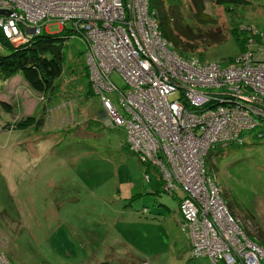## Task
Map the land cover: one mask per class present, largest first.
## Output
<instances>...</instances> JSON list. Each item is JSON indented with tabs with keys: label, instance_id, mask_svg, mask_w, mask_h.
<instances>
[{
	"label": "rangeland",
	"instance_id": "374dc122",
	"mask_svg": "<svg viewBox=\"0 0 264 264\" xmlns=\"http://www.w3.org/2000/svg\"><path fill=\"white\" fill-rule=\"evenodd\" d=\"M163 3L175 35L197 42L189 53L225 64L223 71H207L215 77L199 87L214 97L219 92L236 97L244 72L226 63L243 53L242 38L244 49L264 62V0L231 4L203 0L201 15L208 20L204 22L197 18L192 0ZM147 12L151 14L148 5ZM33 26L23 28L29 32L24 43L36 35ZM46 28L61 34L62 70L51 88L38 94L20 77L0 76V93L13 96L12 110L0 104V253L10 264H213L207 256L190 252L179 191L164 187L165 191L159 167L140 161L128 145L124 127L107 123L104 113L109 105L102 96L117 103L116 88L98 72L91 79L103 83L100 92L88 80L81 31L60 28L52 21ZM210 34L223 38L202 40ZM22 40L12 45L19 47ZM7 50L0 43V52ZM260 73L264 78V70ZM111 77L124 86L119 72ZM104 86L111 88L108 94ZM248 105L240 108L241 113L245 118L257 113V129L248 127L252 121L248 118L244 126L233 128V137H226L231 127L213 132V125L209 136L216 143L204 155V165L227 209L259 242L264 236V105ZM24 114L34 115L35 121L22 128L4 126ZM29 169L33 170L27 176ZM14 180L19 183L15 190Z\"/></svg>",
	"mask_w": 264,
	"mask_h": 264
},
{
	"label": "built area",
	"instance_id": "2783aa9c",
	"mask_svg": "<svg viewBox=\"0 0 264 264\" xmlns=\"http://www.w3.org/2000/svg\"><path fill=\"white\" fill-rule=\"evenodd\" d=\"M147 5V0H0V7L7 10L0 12V29L11 43L20 38L24 43L29 32L23 28L30 24L36 34L42 26L47 30L48 21L80 30L95 90L103 88L99 78L116 88L117 103L105 93L102 96L109 105L108 110L104 107L107 123L124 127L130 149L142 162L159 167L166 180L163 189L180 193L191 254L207 256L213 264H264V245L251 239L227 209L204 165V155L216 143L209 136L213 125V132L231 127L226 137H233V128L244 126L248 118L252 119L248 127L258 122L257 113L245 118L240 108L249 107L248 103L264 105L260 73L264 62L252 59L250 51L229 60L226 64L244 72L236 86L238 95L232 98L231 92H219L214 97L199 86L215 77L207 71H223L225 64L190 60L173 48L170 51ZM29 9L35 11L28 13ZM114 71L123 76V87L111 78ZM96 72L99 78L94 82ZM104 89L111 91L109 86ZM170 90L173 94L167 95Z\"/></svg>",
	"mask_w": 264,
	"mask_h": 264
},
{
	"label": "trees",
	"instance_id": "16d2710c",
	"mask_svg": "<svg viewBox=\"0 0 264 264\" xmlns=\"http://www.w3.org/2000/svg\"><path fill=\"white\" fill-rule=\"evenodd\" d=\"M148 6L151 7L153 11V16L155 21L157 22V26L162 36L168 40L171 47L176 50V52L187 55L190 60L203 59L199 57L197 54H191L188 50L193 49V47H197V42L193 44L192 40L186 38L182 39L179 35L178 37L175 35L173 30L169 25L168 18H165L163 13L164 5L163 0H147ZM170 1V0H168ZM175 1V0H171ZM218 3H244L247 0H215ZM196 8V15L200 21H208L202 17L201 13L203 11V0H192ZM1 11L7 12L4 7H0ZM235 33V32H234ZM81 35V34H79ZM61 34H54L51 32H47L41 28V31L34 35L32 41L29 43L26 42L21 46H13L12 43L6 38L0 29V43L8 47L6 52H0V76L3 78H11L17 74L20 75L23 81L27 83V85L38 94H43L51 88L53 84V79L59 75L62 70V48L61 42L59 38ZM202 36V35H198ZM237 36V35H236ZM238 37V36H237ZM211 39L213 42L222 40L223 36H218L214 34L206 35L202 38ZM241 52H249L245 50V42H243V38L240 41ZM245 48V49H244ZM264 50V48H263ZM255 58L260 57L256 56L253 51H251ZM235 55H232L231 58H235ZM207 60V59H203ZM211 61H217L215 59H208ZM87 78L89 79L88 69L86 68ZM16 78V77H15ZM112 78V77H111ZM114 81V80H113ZM115 82V81H114ZM116 83V82H115ZM13 85V81L11 82ZM117 84V83H116ZM119 86V85H118ZM123 87V86H119ZM12 95L7 97L5 92L0 93V104L6 109L12 110L13 103ZM95 118V117H94ZM16 122L5 124V127H25L27 125L32 124L35 121L34 115L24 114L20 119H16ZM238 142V141H237ZM220 144V143H219ZM207 153V152H206ZM141 161V160H140ZM142 162V161H141ZM144 163V162H143ZM225 202V201H224ZM226 203V202H225ZM227 205V203H226ZM229 207V206H228ZM264 236H261L259 239L260 244L264 245ZM0 256L4 261L10 262V260L6 257L2 252ZM0 264H2L0 260ZM86 264H106L103 261H95Z\"/></svg>",
	"mask_w": 264,
	"mask_h": 264
},
{
	"label": "crops",
	"instance_id": "0c3cea01",
	"mask_svg": "<svg viewBox=\"0 0 264 264\" xmlns=\"http://www.w3.org/2000/svg\"><path fill=\"white\" fill-rule=\"evenodd\" d=\"M15 77H20V75L19 74H17V75H15V76H13V77H11V78H15ZM11 78H9V79H11ZM21 78V77H20ZM43 169V168H42ZM33 169H29L28 171H27V176L30 174V172L32 171ZM44 170V169H43ZM18 182L17 181H13L12 183H11V185H12V189H16L17 187H18ZM24 186V185H23ZM173 197V196H172ZM189 241V240H188ZM189 247H190V243H189ZM206 257V256H205ZM208 258V257H207Z\"/></svg>",
	"mask_w": 264,
	"mask_h": 264
},
{
	"label": "bare ground",
	"instance_id": "6f19581e",
	"mask_svg": "<svg viewBox=\"0 0 264 264\" xmlns=\"http://www.w3.org/2000/svg\"><path fill=\"white\" fill-rule=\"evenodd\" d=\"M253 130H256L257 128H256V126H253V128H252Z\"/></svg>",
	"mask_w": 264,
	"mask_h": 264
},
{
	"label": "water",
	"instance_id": "95a60500",
	"mask_svg": "<svg viewBox=\"0 0 264 264\" xmlns=\"http://www.w3.org/2000/svg\"><path fill=\"white\" fill-rule=\"evenodd\" d=\"M0 11H1V9H0ZM104 115H106V113H104Z\"/></svg>",
	"mask_w": 264,
	"mask_h": 264
}]
</instances>
